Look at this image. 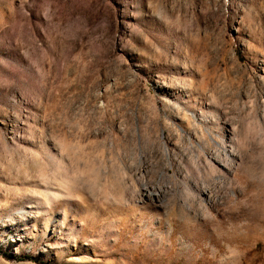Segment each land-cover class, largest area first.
I'll use <instances>...</instances> for the list:
<instances>
[{
  "label": "rangeland",
  "instance_id": "obj_1",
  "mask_svg": "<svg viewBox=\"0 0 264 264\" xmlns=\"http://www.w3.org/2000/svg\"><path fill=\"white\" fill-rule=\"evenodd\" d=\"M0 264H264V0H0Z\"/></svg>",
  "mask_w": 264,
  "mask_h": 264
}]
</instances>
